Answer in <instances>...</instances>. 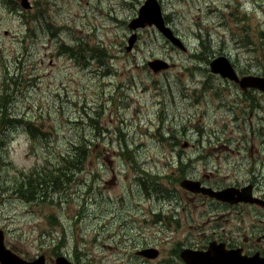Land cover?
<instances>
[{
  "label": "rangeland",
  "instance_id": "1",
  "mask_svg": "<svg viewBox=\"0 0 264 264\" xmlns=\"http://www.w3.org/2000/svg\"><path fill=\"white\" fill-rule=\"evenodd\" d=\"M145 1L0 0V232L17 256L166 264L165 242L208 216L221 217L214 239L240 222L182 181L264 194V91L212 67L225 57L264 78V0H158L187 52L129 27ZM148 247L162 256H137Z\"/></svg>",
  "mask_w": 264,
  "mask_h": 264
},
{
  "label": "flooded vegetation",
  "instance_id": "2",
  "mask_svg": "<svg viewBox=\"0 0 264 264\" xmlns=\"http://www.w3.org/2000/svg\"><path fill=\"white\" fill-rule=\"evenodd\" d=\"M183 52H187V49ZM201 183L204 187L206 186L203 182ZM209 188L213 187L209 186ZM228 188H236V186H231ZM243 188L245 187L236 189L241 191ZM224 189L227 188L217 190L222 191ZM253 189V198L264 202V194L258 195L255 191V185L253 186ZM249 193L252 194V190L247 192V194ZM197 195L201 196L199 199L204 198L203 196H205L204 194ZM212 200L217 201V203L221 204V206L230 207V214H232V208L240 210L235 215V217L240 219V222L236 223L234 226L237 231L233 233L232 228L229 229L231 233L225 235L226 230H221L222 232L216 239H214L212 236H208L206 230L210 227H220L222 222L221 217L217 218L216 215L208 216L210 218L207 220V222H205V225H203L205 228L202 232L195 233V229H190V232L187 236L180 238L178 241L174 242V244L171 245L170 241L165 242V246L170 247L167 249L168 252L167 256L164 257V262L166 264H264V204L260 202H255L254 204L250 202H244L237 196L231 203L219 201L214 198H209L208 201ZM230 204L235 205L231 207ZM171 207L174 210H177V205L174 203L171 204ZM249 208H251L252 211H249ZM230 214L225 216H229ZM205 215L206 214L202 215V219L205 217ZM246 218L250 221V223L245 224ZM1 234L3 235L5 249L10 252L13 257L17 258V260L15 263H10L8 261V254L3 253L4 255H1L2 259H0V264H22L21 260L27 263H32L41 257L44 258V264H57L56 262L52 263L51 260L48 261L45 256H40L38 258L36 257L37 259L35 258L33 260H27L17 256L16 253L7 247L5 243V235L3 233ZM146 250L151 251L150 257L142 254V252ZM136 254L137 256L144 259H149L150 261H156L162 256H160V251L155 247L142 249Z\"/></svg>",
  "mask_w": 264,
  "mask_h": 264
},
{
  "label": "water",
  "instance_id": "3",
  "mask_svg": "<svg viewBox=\"0 0 264 264\" xmlns=\"http://www.w3.org/2000/svg\"><path fill=\"white\" fill-rule=\"evenodd\" d=\"M25 8H30V4L23 3ZM147 26L155 27L158 31L164 35L166 39H168L173 45L181 48L183 51H186V48L179 37H177L173 30L166 24L165 18L162 13V8L158 0H146L143 6L140 8L138 16L130 22L129 27L132 30L144 29ZM130 47L127 48L128 51L132 50L133 47L137 43V35H133L129 40ZM148 66L152 68L155 72H158L162 69H168L169 64L161 59H156L154 61H149ZM213 71L221 73L224 77H229L230 79L238 82L245 90L247 88H257L264 91V78L263 77H254L247 76L244 78H239L235 73L233 68L231 67L230 62L225 57H219V59L215 60L212 63ZM181 187L186 190L192 192H202L208 194L210 197L226 202H232L233 199L237 196L244 202H260L264 204L259 199L253 198L251 193L247 194L248 191L252 190V187H245L241 191L236 188H227L222 191H215L211 188H207L201 185L199 182H195L192 180H184L181 182ZM2 233V232H1ZM0 233V259H2V254L7 253L9 258L8 261L10 263H15L17 258L13 257L10 252L5 249L3 243V235ZM150 250H146L142 252L143 255L150 257ZM4 255V254H3ZM7 256V257H8ZM22 264H44V258L32 262L27 263L21 260ZM57 264H72L66 257H60L57 260Z\"/></svg>",
  "mask_w": 264,
  "mask_h": 264
},
{
  "label": "trees",
  "instance_id": "4",
  "mask_svg": "<svg viewBox=\"0 0 264 264\" xmlns=\"http://www.w3.org/2000/svg\"><path fill=\"white\" fill-rule=\"evenodd\" d=\"M29 131H30V129H29ZM75 144H74V146L76 147ZM74 151H75L74 154L71 155L72 156L71 160L75 161V162H73V165H74V167H77L78 165L83 164V162L86 160L87 156L89 155V149L87 147H85L83 150H81L79 152L77 148H74ZM47 163H48V161H47ZM44 176L48 177L47 176V172H44ZM39 177H40V173L36 174V178H39ZM32 179H35L34 178V173H31V180ZM59 179H60V177H57L56 179L55 178L52 179V181H50V180L47 181V183H52L51 187L56 189V188H58ZM37 192L38 191H37V188H36V191H33V192L29 193L28 196L30 195V198L32 197L33 199H35L36 195H37Z\"/></svg>",
  "mask_w": 264,
  "mask_h": 264
}]
</instances>
